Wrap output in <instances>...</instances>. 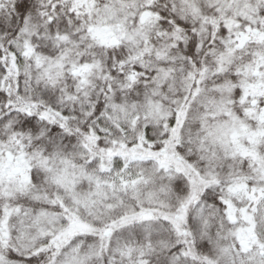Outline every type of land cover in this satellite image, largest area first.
<instances>
[{
  "label": "snow or ice",
  "instance_id": "6c2138e0",
  "mask_svg": "<svg viewBox=\"0 0 264 264\" xmlns=\"http://www.w3.org/2000/svg\"><path fill=\"white\" fill-rule=\"evenodd\" d=\"M0 264H264V0H0Z\"/></svg>",
  "mask_w": 264,
  "mask_h": 264
}]
</instances>
